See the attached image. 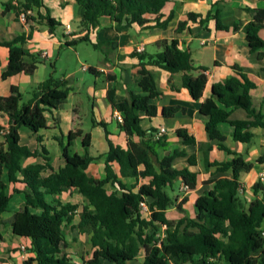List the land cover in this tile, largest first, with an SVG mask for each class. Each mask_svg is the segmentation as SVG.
<instances>
[{"label":"trees","instance_id":"16d2710c","mask_svg":"<svg viewBox=\"0 0 264 264\" xmlns=\"http://www.w3.org/2000/svg\"><path fill=\"white\" fill-rule=\"evenodd\" d=\"M76 1L84 7L81 26L85 29L100 25L103 16L109 17L118 31L128 30L134 24L167 29L175 17L174 11L162 12L170 0ZM4 5L5 11L16 10L17 19L22 12H28L30 31L10 40H0V45L9 49L8 68L2 76L6 78L21 72L33 74L38 67V55L33 56L32 62H27L28 52L24 45L32 38L34 24L47 25L54 31L61 23L51 15L45 0H7ZM246 10L252 19L242 27L239 23L226 24L220 18L219 10H211L205 16L189 12L185 20L178 22L176 31L182 32L191 22L204 25L214 19L219 30L242 28L250 49L259 50L264 47V38L260 35L264 28V8L247 7ZM148 15H156L155 24H148L151 20ZM79 41L91 42L86 35ZM92 44L98 49L102 45H112V42ZM157 45L160 50L155 53L142 50L131 53L138 59L135 71L138 91L129 90L126 96L118 97L115 86L108 89L109 100L123 115L119 124L128 136V146L115 144L109 138L108 123L94 118V124L105 130L108 151L91 155L92 135L87 133L82 138L84 153L73 152L71 146L82 133L71 131L67 141L59 140L66 162L57 170L53 169L44 145L33 150L21 143L20 128L26 126L39 132L47 127L46 112L60 108L66 101L70 90L68 80L51 73L32 89L31 98L26 102H22V94L15 86L10 95H0V113L9 118L8 127L0 126L3 137L0 141V225L8 221L15 235L31 239L29 251L33 255L25 260V264H76L65 251L68 243L64 227L73 221L79 204L63 203L57 197L71 189L86 197L78 228L91 234L94 250L85 264H128L137 259L143 249L145 257L141 264H220L221 260L228 264H264V181L259 180L253 185L251 201L242 196L240 174L249 172L255 163L229 147L225 143L227 135L220 128L221 123H229L233 127L234 140L244 143L253 140L255 128H264V113L254 106L251 95L257 83L240 65L234 64L236 75L213 83L211 96L201 102L200 111L207 117L205 129L209 137L217 140L218 148L231 154V158L211 160L213 145L210 142H197L184 127L176 129V135L184 145L197 146L201 152L202 168L211 172L204 183L210 184L211 188L197 198L195 216L171 220L167 210L182 208L188 197L178 203V197H174L168 188L181 180L187 190L196 189L202 171L196 152L170 150L171 141L166 133L158 136L160 128L145 129L142 126L144 116L152 119L158 115L156 100L163 94L151 67H159L171 74L182 73V86L197 101L203 98L208 76L205 67L193 64L191 51L182 49L178 38H163ZM263 55L260 51L259 59ZM89 70L96 72L97 68L90 66ZM262 71L264 73V66ZM182 109L181 105L163 106L162 114L173 117ZM235 109H243L246 117L233 118ZM37 139L42 142L43 137L38 135ZM160 151L165 154L161 155ZM38 155L43 156L44 163L22 165L24 157ZM179 158L185 159V166H176ZM100 159H104V177L90 176L86 169ZM257 162H264V157ZM48 168L53 171L45 175ZM4 171H7L9 183L15 184L14 191L25 194L22 207L8 220L3 217V212L8 208L11 194L3 178ZM226 172L231 176H217ZM124 178H134L136 182L128 185ZM146 178L149 180L139 184V180ZM108 185L114 189L109 190ZM48 194L53 195L54 200L49 201ZM141 201L148 204L150 213L143 212Z\"/></svg>","mask_w":264,"mask_h":264},{"label":"crops","instance_id":"0c3cea01","mask_svg":"<svg viewBox=\"0 0 264 264\" xmlns=\"http://www.w3.org/2000/svg\"><path fill=\"white\" fill-rule=\"evenodd\" d=\"M6 1L0 0V40H10L18 34H27L30 31V24H25L17 19L15 9L5 11L4 3ZM45 4L51 15L58 19L61 24L54 31H51L47 25L34 24L36 27L32 38L24 45L25 50L28 52L27 62H32L33 56L38 55V67L33 74L21 72L4 78L2 75L9 64V49L0 45V95H10L11 88L15 86L22 94V102H26L31 98L32 89L48 78L51 73H54L57 77L67 79L70 90L66 101L60 108L46 112L47 127L39 132H33L26 126L20 128L21 143L33 150L44 145L49 151L50 163L53 169L57 170L64 166L66 162L59 140L67 141L71 131L82 133L71 146L73 152L80 153L85 151V148L83 144L80 145L81 148L76 147V145L79 142L81 144L83 136L90 133L92 135L90 151L91 147L94 146L95 134L100 135L99 127L101 125L94 124L93 119L95 118L108 123L109 138L115 144L127 147L128 136L120 127L116 118V112L120 111L114 108L109 100L108 89L110 86H115L118 97L126 96L129 90L138 91L135 83L138 59L131 56V53L138 50V48H142V51L155 53L160 50L157 45L158 40L176 37L180 40L182 49L191 51L193 64L206 68L205 73L208 76V82L203 98L199 101L192 98L188 89L182 86V73L171 74L159 67H151L158 87L163 94L156 100L159 108L158 115L152 119L144 116L142 126L145 129L165 126L167 128L166 134L171 141L170 150L185 149L188 153L196 152L199 155V168L202 171L201 182L196 189L187 190L183 182L178 180V194L174 197H178V203L185 197H188V200L182 204V208L173 207L167 210V216L171 220H177L186 215L195 216L197 198L211 188L210 184L204 183V180L210 177L211 172L203 170V160L198 147L184 145L176 135V129L184 127L191 135L195 136L197 142H210L213 145L210 152L211 160L224 161L231 158V154L218 148L217 140H212L209 137L205 129L207 117L200 111L201 102L211 96L213 83L236 75L232 66L238 64L250 79L257 83V87L251 92L252 101L254 106L264 113V73L262 71L264 55L262 59L258 57L260 51L264 52V47L255 51L251 50L242 28L239 30L231 28L228 31L219 30L214 19L204 25L199 22H191L189 27L182 32H177L176 26L180 20L187 18L189 12H197L205 16L211 10L212 12L219 10L220 18L226 24L239 23L242 27L252 19L246 8H264V0H170L162 9L164 14L171 11L175 13V17L167 29L144 28L139 24H134L128 30L123 31L116 30L113 21L107 16L101 18V24L97 27L85 29L81 26L84 7L76 0H45ZM148 16L151 19L148 24H155L156 15ZM67 25H70L69 29H67ZM85 35L88 36L91 43L112 42V45L106 44L98 48L101 52V59L94 66L97 68L96 72H92L96 79H91L90 82H85L82 77L76 76L78 72L89 71V67L93 66L89 63L87 66L79 60L80 53L77 52V47L83 42L79 39ZM260 35L264 38V28L260 30ZM69 42L72 44H68ZM44 51H47L48 55L45 56ZM67 62H73V66H67ZM101 74L105 76V81L100 83L98 78ZM110 77L112 80H110ZM169 105H181L183 109L173 117H164L162 108ZM90 115L92 123L88 125L84 119ZM232 117L245 118L246 112L243 109H235ZM8 125V116L0 113V126L8 127ZM220 128L227 135L225 143L242 154L247 161L255 163V166L249 172L240 174L243 187L241 194L249 202L254 198L253 185L260 180V174L264 171V162H257L260 157H264V128H255L256 135L249 143L234 140L233 127L229 123H221ZM38 135L43 137L42 142L38 141ZM104 138L106 146L100 150L97 149L95 154L90 153L91 155L98 156L108 151L109 144L105 130ZM1 140H3V137L0 135ZM160 154L163 155L165 152L160 151ZM179 159L184 161L182 166L178 165ZM179 159L176 161V166H185V159ZM103 160L92 162L86 169L87 173L96 178H103L105 175ZM44 162L45 159L42 155L22 159L23 166ZM115 166L119 170V165L116 164ZM53 169H46L44 174H50ZM213 170L214 168L211 169V171ZM217 176H231V173H219ZM3 178L8 184L7 191L11 194L8 208L3 212V217L8 220L22 207L25 194L14 191L15 184L9 183L7 171H4ZM148 180V178L141 179L139 184ZM124 181L130 185L135 183L136 179L124 178ZM16 186L22 187L21 184ZM107 187L109 190L114 189L111 185ZM259 194L261 195V193ZM46 197L49 201L55 198L50 194ZM57 197L63 203L79 204L73 221L64 227L68 243L65 251L76 264H85L92 257L94 250L91 234L78 228L81 221L80 212L86 203V197L76 189H71ZM262 227L264 229V222ZM30 246L31 239L15 235L10 222L7 221L0 225V264H25V260L33 255L29 251ZM144 257L145 251L143 249L137 259L128 261V264H141ZM105 264L109 263L105 262ZM220 264H228V262L221 260Z\"/></svg>","mask_w":264,"mask_h":264},{"label":"rangeland","instance_id":"374dc122","mask_svg":"<svg viewBox=\"0 0 264 264\" xmlns=\"http://www.w3.org/2000/svg\"><path fill=\"white\" fill-rule=\"evenodd\" d=\"M77 52L80 53V57L79 60L80 62L83 61L84 64H90L93 66H96L98 64V62L100 61V51L94 47V45L91 42H87V41H83L82 44L80 46L77 47ZM73 62H67V66L71 67ZM79 66V65H78ZM88 66V65H87ZM59 74V73H58ZM77 77H82L85 82H90L91 79H96V76L94 74H92V71H80L76 74ZM99 82H103L105 81V76L104 75H100V77L98 78ZM85 117V116H84ZM84 121L86 123H88V125H91V121H92V117L91 115L88 116V118L85 117ZM100 126V125H99ZM99 131H100V135L95 134V142H94V146L91 147L90 153L95 154L97 149H101L103 147L106 146V141L104 138V129L102 128V126L99 127ZM80 145H82V143L80 144V142L76 145V147L81 148ZM81 150V149H79ZM84 152V151H83ZM80 152V153H83ZM184 163V161H182L181 159L178 160V165L182 166ZM178 187H179V181L176 180L173 184L172 187H169L168 190L169 192L175 196L178 194Z\"/></svg>","mask_w":264,"mask_h":264},{"label":"built area","instance_id":"2783aa9c","mask_svg":"<svg viewBox=\"0 0 264 264\" xmlns=\"http://www.w3.org/2000/svg\"><path fill=\"white\" fill-rule=\"evenodd\" d=\"M27 16H28V12H22L19 16V20L25 24H28V21H27ZM70 28V25H67V29ZM138 50H142V48H138ZM43 54L46 56L48 55L47 54V51H44ZM85 67V66H84ZM87 68V67H86ZM116 118L119 122H122L123 121V115L121 112H116ZM167 133V128L165 126H161L160 129H159V133H158V136H161L163 134ZM260 180H263L264 181V171L260 174ZM243 191V187H241V190L240 192ZM141 206H142V209H143V212H148L150 213V208L148 206V204L144 201H141Z\"/></svg>","mask_w":264,"mask_h":264}]
</instances>
